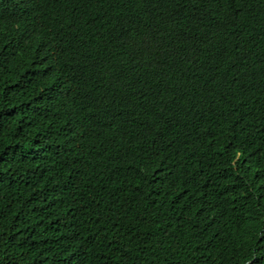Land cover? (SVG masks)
<instances>
[{
    "label": "trees",
    "instance_id": "trees-1",
    "mask_svg": "<svg viewBox=\"0 0 264 264\" xmlns=\"http://www.w3.org/2000/svg\"><path fill=\"white\" fill-rule=\"evenodd\" d=\"M0 264H264V0H0Z\"/></svg>",
    "mask_w": 264,
    "mask_h": 264
}]
</instances>
